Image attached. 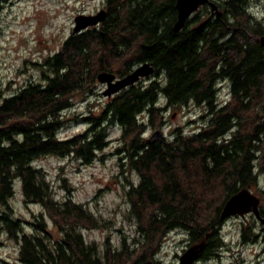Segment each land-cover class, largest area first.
Instances as JSON below:
<instances>
[{
	"label": "trees",
	"instance_id": "1",
	"mask_svg": "<svg viewBox=\"0 0 264 264\" xmlns=\"http://www.w3.org/2000/svg\"><path fill=\"white\" fill-rule=\"evenodd\" d=\"M176 1L104 0L99 26L71 34L58 52L34 64L38 82L3 98L0 236L16 241L19 264H163L158 252L175 231L187 234L189 246L204 242L200 261L217 258L225 247L219 235L225 204L264 181V21L250 14L251 0H216L220 18L204 6L176 32ZM144 63L154 68L152 81L122 90L96 114L81 117L83 132L59 137L73 99L96 95L99 74L119 79ZM220 82L229 89L223 104ZM190 104L207 113L198 132L176 128L170 139L146 138L148 130L160 128L167 109ZM112 126L120 130L119 160L138 175L137 184L125 179L122 185L125 218L136 235L120 245L106 239L100 247L81 233L100 226L87 205L55 201L45 173L32 164L46 157L83 166L102 160ZM16 181L24 203L43 208L58 238L52 239L42 214L34 222L14 216L9 199ZM24 223L33 231L25 232ZM241 237L253 242L257 235L249 227Z\"/></svg>",
	"mask_w": 264,
	"mask_h": 264
},
{
	"label": "rangeland",
	"instance_id": "2",
	"mask_svg": "<svg viewBox=\"0 0 264 264\" xmlns=\"http://www.w3.org/2000/svg\"><path fill=\"white\" fill-rule=\"evenodd\" d=\"M103 5L104 0H0V104L3 98L14 94L27 83L38 82L40 72L34 64L41 63L61 49L63 41L72 34L76 17L96 15L104 10ZM249 8L254 16L264 18V0H251ZM154 76L142 84H148ZM97 84L96 95L90 101L83 95L73 99L71 110L66 112L69 120L58 134L60 138L69 139L83 132L87 127L80 121L81 117L89 112L96 114L101 105L112 98L104 97L102 92L105 86ZM217 92L220 104L229 101L227 83L220 82ZM205 111L203 106L193 104L181 109H167L160 128L148 130L146 138L149 141L170 139L171 132L176 128L186 134L198 132L207 119ZM71 115L77 120L74 121ZM119 137V128L112 126L103 159L98 158L89 166H83L72 158L61 160L55 157L42 158L32 164L45 173L55 201L71 198L87 205L100 226L83 228L81 233L87 242L94 241L100 247L106 239L113 245H120L123 238L130 241L136 235L135 225L125 218L129 205L122 185L126 184L125 179L137 184L138 175L125 168L122 159L119 160L121 153H116L121 148ZM249 191L261 200L264 211L262 178ZM23 200L21 184L16 181L13 196L9 199L14 216L24 222H34V217L42 214L52 239L58 238L59 232L43 208L38 204L26 205ZM247 214L223 219L219 235L225 247L218 252L217 258L195 264H264V225L256 222L252 213L255 219ZM23 225L25 232L33 231L31 225ZM249 227L257 235L253 242L244 241L241 237L242 231ZM0 243V260L19 264L16 241L2 234ZM188 244L187 234L171 232L164 239L158 258L163 264H177L179 256L191 247Z\"/></svg>",
	"mask_w": 264,
	"mask_h": 264
},
{
	"label": "water",
	"instance_id": "3",
	"mask_svg": "<svg viewBox=\"0 0 264 264\" xmlns=\"http://www.w3.org/2000/svg\"><path fill=\"white\" fill-rule=\"evenodd\" d=\"M208 6L211 13L217 18L222 16L216 4L211 0H177L176 11L177 20L174 24L176 32L181 31L185 23L195 14L200 8ZM106 12L100 11L96 15L84 16L79 15L74 20L72 34H79L89 28L99 26L105 19ZM260 46L264 48V36L259 38ZM154 75V68L149 63H144L136 67L130 74L123 78L117 79L115 75L103 72L97 76V82L105 86L102 95L106 98L118 94L131 86L137 84L140 80L149 78ZM251 212L254 217L264 225V218L259 214V199L252 195L248 190H242L225 204L221 214V220L233 216L244 215ZM204 248V242L198 245L191 246L178 258L177 264H194L199 260Z\"/></svg>",
	"mask_w": 264,
	"mask_h": 264
},
{
	"label": "flooded vegetation",
	"instance_id": "4",
	"mask_svg": "<svg viewBox=\"0 0 264 264\" xmlns=\"http://www.w3.org/2000/svg\"><path fill=\"white\" fill-rule=\"evenodd\" d=\"M258 20H263L264 21V18L263 19H259V18H257ZM263 48V47H262ZM264 49V48H263ZM148 79V78H147ZM147 79H143V80H141L140 81V83H143V81H146ZM0 97H1V95H0ZM151 141H153V140H151ZM259 199V198H258ZM260 202H261V200L259 199V213H260V216H264V211L261 209V205H260ZM247 216H252V214H251V212L250 213H248L247 214ZM253 217V216H252ZM254 218V217H253ZM255 219V218H254ZM255 221L256 222H258L256 219H255ZM188 247H189V244H188ZM190 248V247H189ZM200 261V260H199ZM199 261H197V262H199ZM196 262V263H197Z\"/></svg>",
	"mask_w": 264,
	"mask_h": 264
}]
</instances>
